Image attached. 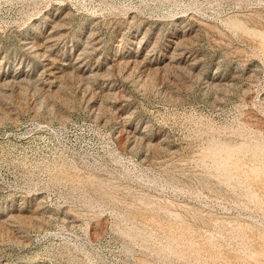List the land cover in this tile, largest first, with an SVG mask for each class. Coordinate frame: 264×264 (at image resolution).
I'll return each instance as SVG.
<instances>
[{"label": "rangeland", "instance_id": "1", "mask_svg": "<svg viewBox=\"0 0 264 264\" xmlns=\"http://www.w3.org/2000/svg\"><path fill=\"white\" fill-rule=\"evenodd\" d=\"M0 264H264V0H0Z\"/></svg>", "mask_w": 264, "mask_h": 264}]
</instances>
